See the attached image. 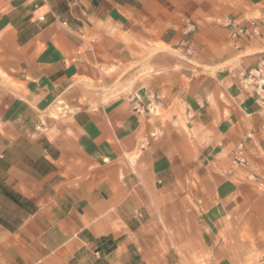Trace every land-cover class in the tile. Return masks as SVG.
<instances>
[{
    "label": "crops",
    "instance_id": "1",
    "mask_svg": "<svg viewBox=\"0 0 264 264\" xmlns=\"http://www.w3.org/2000/svg\"><path fill=\"white\" fill-rule=\"evenodd\" d=\"M231 16L264 20V0H0V264H124L132 248L143 259L147 227L178 226V194L195 218L237 195L231 150L244 140L264 160V26L237 49ZM87 19L157 44L158 66L170 29L178 42L196 29L178 59L191 67L178 72L188 133L159 122L151 136L133 108H86L85 80L102 77L73 23ZM58 100L69 111L56 120Z\"/></svg>",
    "mask_w": 264,
    "mask_h": 264
},
{
    "label": "rangeland",
    "instance_id": "2",
    "mask_svg": "<svg viewBox=\"0 0 264 264\" xmlns=\"http://www.w3.org/2000/svg\"><path fill=\"white\" fill-rule=\"evenodd\" d=\"M228 20L238 25L256 22L259 35L231 39L228 29L224 26ZM226 21L222 27L227 33V38L237 49H240V43H249L261 37L264 20L259 17L231 16ZM73 23L81 35L80 40L83 42L88 66L95 69L98 65L102 70V77L99 75L97 80L94 76L85 80L88 95L86 108L94 110L100 104L108 110L113 105L133 108L136 113L135 121L139 118L138 123L143 121L150 124L153 134L151 136L162 135L159 122L161 128L166 123L170 129H183V132L188 133L186 122L189 117L183 102L178 99V72L186 73V69L189 71L191 67L178 68V59L185 60L186 56L191 55L188 51L191 44L190 34L196 31L191 24L190 31L179 42L178 30L173 28L168 31L167 38L171 45L164 47L166 65L158 66V57L155 56L158 52L153 49L159 47L157 44L151 43L148 49L143 45L145 43L148 46V43L139 36L129 34L125 28L124 32H114L107 22L101 24L87 19L85 30L81 22ZM79 25L81 32L78 30ZM180 43H183L186 50L178 51ZM149 61L151 65L147 64ZM192 69L206 70L205 67ZM161 75L165 78L164 84L158 81ZM243 75L247 80H255L260 77L261 68H251ZM253 85L257 90L261 88L258 82ZM63 107L64 102L56 101L52 118L57 120L60 114L69 111V108ZM146 139L148 141V138ZM246 139H250V136H246ZM245 142H238L228 156L229 170L241 173L242 189L236 191L237 195L230 197V201L223 206L215 203L214 214L201 212V215L195 218L188 211L190 203L186 195L178 194V226L147 227V233L142 234L143 259L139 251L132 248L120 257V261L124 264H264V160L256 159V162H250L246 155ZM240 143L243 144V165L235 163L233 158ZM204 215L210 217L205 223ZM167 221L173 222L168 219Z\"/></svg>",
    "mask_w": 264,
    "mask_h": 264
},
{
    "label": "built area",
    "instance_id": "3",
    "mask_svg": "<svg viewBox=\"0 0 264 264\" xmlns=\"http://www.w3.org/2000/svg\"><path fill=\"white\" fill-rule=\"evenodd\" d=\"M224 26L228 29L229 31V37L231 39H238V38H251L253 36H257L259 35V27L258 24L256 22H250L247 25H238L235 24V22L233 21H226ZM242 150H243V144L240 143L237 146V149L234 153V162L239 164V165H243L244 160L242 158Z\"/></svg>",
    "mask_w": 264,
    "mask_h": 264
}]
</instances>
